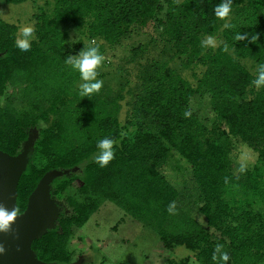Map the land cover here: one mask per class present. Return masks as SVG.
<instances>
[{"label": "trees", "instance_id": "trees-1", "mask_svg": "<svg viewBox=\"0 0 264 264\" xmlns=\"http://www.w3.org/2000/svg\"><path fill=\"white\" fill-rule=\"evenodd\" d=\"M42 1L27 44L0 18V150L17 154L37 130L17 213L49 170L80 168L53 179L52 197L81 185L65 197L71 214L33 240L36 257L70 263L76 229L109 201L200 264H264V0ZM62 25L80 32L71 47ZM126 42L117 84L98 80ZM196 95L210 118L193 112ZM236 141L251 165L233 162ZM170 151L190 167L206 226L163 172Z\"/></svg>", "mask_w": 264, "mask_h": 264}, {"label": "rangeland", "instance_id": "rangeland-1", "mask_svg": "<svg viewBox=\"0 0 264 264\" xmlns=\"http://www.w3.org/2000/svg\"><path fill=\"white\" fill-rule=\"evenodd\" d=\"M39 5L43 6L42 0L0 4V18L19 26L17 39L23 44H27L34 35L32 14ZM61 28L67 32L68 46H73L80 38V32L70 25H62ZM128 46L129 42L123 43L111 52L116 55L114 66L113 63L112 66L105 62L98 63V72L104 73V76L96 77L98 80L111 86L117 84L114 68L128 54ZM3 101L4 98H0L1 104ZM190 106L198 118L204 120L210 118L211 110L206 96L196 95L191 100ZM232 159L236 165L246 167L255 161L256 154L246 144L236 141ZM79 169L75 168L67 174L76 173ZM163 172L180 190L181 204L185 208H191L193 216L206 226L204 217L196 211L197 193L187 161L176 152L170 151ZM80 185V181L76 179L63 197H53L60 208L59 215L71 214L72 209L68 206L65 197L75 194V188ZM208 229L217 234L214 229ZM69 248L73 253L70 262L73 264H168L167 260L170 258L180 259L185 256L189 257L187 264H200L194 258L192 251L184 246H176L173 249L164 247L155 231L109 201H104L87 222L76 229L69 241Z\"/></svg>", "mask_w": 264, "mask_h": 264}, {"label": "water", "instance_id": "water-1", "mask_svg": "<svg viewBox=\"0 0 264 264\" xmlns=\"http://www.w3.org/2000/svg\"><path fill=\"white\" fill-rule=\"evenodd\" d=\"M36 138L37 130L33 128L17 154L0 150V264H57L39 260L31 245L57 225L60 208L51 196V183L70 170L45 172L28 196L24 211L16 212L17 184Z\"/></svg>", "mask_w": 264, "mask_h": 264}]
</instances>
